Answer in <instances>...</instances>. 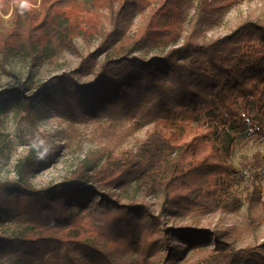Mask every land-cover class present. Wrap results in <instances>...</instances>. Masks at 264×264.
<instances>
[{
	"label": "trees",
	"instance_id": "1",
	"mask_svg": "<svg viewBox=\"0 0 264 264\" xmlns=\"http://www.w3.org/2000/svg\"><path fill=\"white\" fill-rule=\"evenodd\" d=\"M40 1L45 12L22 33L20 45L31 52L39 44L43 57L53 53L54 42L77 52L62 26L67 16L55 9V0ZM97 1L109 11L110 25L95 52L105 54L97 66L79 65L36 84L1 88L0 105L21 104L29 119L55 107L80 118L121 113L152 127L135 149L109 153L99 166L84 159L67 180L42 188L21 176L0 182V222L19 227L11 236L0 235V263L264 264V241L240 246V230L197 224L241 204L232 187L238 169L230 156L238 137L264 138V16L247 17L229 33L207 38L202 28L207 17L242 0H203L178 43L177 0H158L150 18L127 37L130 17L148 0ZM159 12L176 22L152 18ZM170 42L163 54L139 53ZM83 74L93 79L80 81ZM191 124L193 132L183 135ZM249 165L245 199L250 209L258 205V214L249 217L246 231L253 234L264 223L257 173L262 161L258 156ZM134 180L139 197L122 201L120 192ZM150 196L159 198L156 211L145 200ZM184 218L193 224L167 222Z\"/></svg>",
	"mask_w": 264,
	"mask_h": 264
},
{
	"label": "rangeland",
	"instance_id": "2",
	"mask_svg": "<svg viewBox=\"0 0 264 264\" xmlns=\"http://www.w3.org/2000/svg\"><path fill=\"white\" fill-rule=\"evenodd\" d=\"M50 1V0H48ZM180 11L178 31L182 36L190 29L197 17L198 7L203 0H177ZM21 3L20 9H15ZM57 11H63L67 19L66 27L77 52L67 47H57L53 43V53L42 56L41 46L35 44L33 51L22 43L25 30L36 23L44 14L46 7L40 0H0V89L20 86L23 83L36 84L47 78L72 70L79 65L90 64L94 67L105 57L97 53L103 35L110 29L109 11L97 0H55ZM158 7V0H148L145 9L133 13L125 30V37L138 32L145 18H150V10ZM162 12L152 18L165 23L176 22L174 16L162 18ZM264 16V0H242L221 11H215L203 23L207 38H216L229 33L247 17ZM10 33L17 34L9 36ZM7 37V38H6ZM124 37V38H125ZM137 37V36H136ZM6 38V39H5ZM5 40V41H4ZM16 44V45H15ZM173 44L166 46L148 45L139 53L150 57L163 54ZM9 46H15L6 51ZM93 53V58H86ZM80 81H91L92 74L77 76ZM62 109V108H61ZM26 117L21 104L0 105V182L22 177L35 188H42L67 180L82 160L99 166L109 153L120 154L126 149H135L146 137L152 123L136 122L123 114L98 113L89 118H80L67 110L46 107L37 111L32 119ZM33 128L32 133L26 129ZM196 124L185 127L184 134L189 137ZM46 155L44 158L43 156ZM260 157L261 168L257 169L259 184L264 196V138L246 134L238 137L230 156L236 166L237 174L231 177L233 189L241 198V204L228 210L216 211L204 216L197 224L210 229L236 228L242 232L238 245L264 241V223L255 233H249V217L258 214V205L248 206L245 199L246 185L251 180L250 161ZM21 164V165H20ZM122 201L127 202L139 197L137 180L132 181L120 192ZM153 210H157L159 198L150 196L145 199ZM168 224L193 223L189 218L170 219ZM19 227L15 222H0V235H12ZM191 251L186 254L189 256ZM1 264V263H0ZM4 264H11L6 261Z\"/></svg>",
	"mask_w": 264,
	"mask_h": 264
}]
</instances>
